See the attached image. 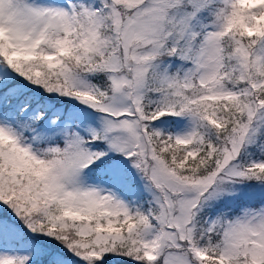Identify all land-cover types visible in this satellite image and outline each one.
Here are the masks:
<instances>
[{
	"label": "snow or ice",
	"instance_id": "snow-or-ice-1",
	"mask_svg": "<svg viewBox=\"0 0 264 264\" xmlns=\"http://www.w3.org/2000/svg\"><path fill=\"white\" fill-rule=\"evenodd\" d=\"M0 264H264V0H0Z\"/></svg>",
	"mask_w": 264,
	"mask_h": 264
}]
</instances>
